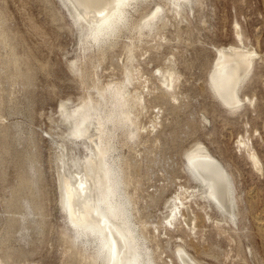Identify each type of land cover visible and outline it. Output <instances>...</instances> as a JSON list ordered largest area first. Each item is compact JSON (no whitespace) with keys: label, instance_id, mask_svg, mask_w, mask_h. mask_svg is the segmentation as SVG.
I'll return each mask as SVG.
<instances>
[{"label":"rangeland","instance_id":"rangeland-1","mask_svg":"<svg viewBox=\"0 0 264 264\" xmlns=\"http://www.w3.org/2000/svg\"><path fill=\"white\" fill-rule=\"evenodd\" d=\"M192 2L179 16L165 7L161 23L149 36L124 33L104 52L108 60L103 53L77 61V37L57 0H0V264H81L82 256L66 246L61 233L57 173L62 158L71 163L83 156L85 145L96 146L99 130L94 120L87 137L77 139L70 116L89 103L108 113V95L127 74L136 83L128 87V93L135 91L128 95L133 123L107 130L113 132L111 146L122 172L126 170V193L137 194L130 198L138 203H132V219L141 237H148L145 243L152 258L158 256L154 264H264V1ZM156 3L164 4L150 0L138 7L133 19L148 14ZM231 45L256 52L238 111L222 105L208 78L216 52ZM166 74L175 79L171 89V75ZM244 140L258 156L260 170L240 145ZM196 147H205L234 183L235 222L215 210L214 206L224 210L219 200H211L213 206L201 199L208 180L200 187L188 177L187 160ZM200 166L194 171L214 174L213 167ZM177 200H184V205L169 225ZM83 263L87 264L85 258Z\"/></svg>","mask_w":264,"mask_h":264},{"label":"bare ground","instance_id":"bare-ground-1","mask_svg":"<svg viewBox=\"0 0 264 264\" xmlns=\"http://www.w3.org/2000/svg\"><path fill=\"white\" fill-rule=\"evenodd\" d=\"M149 1L150 0H59V2L57 1L59 6L61 7V9L67 15V17L70 21L71 27L74 31V34L77 37L76 51L78 53L77 54L78 57L76 60L78 61V59H91L95 55H99V54L103 55V53L106 50H108L110 47L113 48L112 46L116 43L117 39L120 38L121 36H123L124 33H129V34L134 33L137 35L138 38H140L144 35L149 36L154 31L157 24L163 19L162 16H163V12L165 10V7H168V9H170L173 12V14L179 16L182 12H184V10L186 8L190 7L193 3L192 2L193 0H160L162 3H164L163 5L160 3L154 4L153 9L148 14L144 15L143 17H140L137 21L134 20L133 19L134 12H136V10L138 9V7L140 5L145 4L146 2H149ZM55 10H56V8H55ZM167 13H168V11H167ZM56 14H57V12H56ZM225 15H226V13H225ZM166 23H168V22H166ZM238 40L241 41L240 36L238 37ZM119 50H121V49H119ZM109 54H111V53H109ZM125 54H126V52H125ZM129 54H130V51H129ZM136 54H137V52H136ZM104 55H105V53H104ZM255 55H256V52L253 48L248 47V46L245 47L243 45H240V46L231 45L229 47H222L216 52V58L213 62L214 64H213V66L209 72V76H208L209 87L211 89V92L214 94V96L222 103V105L225 108H227L230 111H234V110L236 111L242 103L240 91H241V88L243 87V85L248 80V75L250 74L251 70L253 69V66L255 64V61H254ZM105 56L107 57V55H105ZM102 58H105V57H102ZM108 59L109 58L107 57V60ZM111 59H112V57H111ZM130 59H131V57H130ZM99 61H103V60H99ZM126 62H128V61H126ZM72 64L75 66L74 62H72ZM101 64L103 65L104 63H101ZM74 66H72V67H74ZM128 71H130V70H128ZM90 73H92V72H90ZM124 73L126 74V72H124ZM178 74H180V73H178ZM166 75L169 76L171 74H169V75L166 74ZM131 78H130L129 74L125 75V79L123 80V82L121 84H118L119 86H116L113 89V91L110 92V95H108L109 96V102H110V97L112 98V102H110L111 105L107 111L108 113H103V112H100L99 110H96V108H94L95 106H93V105H92V107L95 110L92 109L89 106L91 103H89V105L88 104L80 105V107H78L77 109H75L71 112L72 113L71 116L69 115L71 117V119L73 120V121L70 120L73 122V125H72L73 127H72L71 131L73 130L72 135L75 136V138H77V139H81L84 137L86 138L87 134H88L87 133V130L89 128L88 126L90 124H91L90 126H92V123H94L93 122L94 120L95 121L97 120L96 122L98 125L97 124L96 125H97V128L99 130L98 141L96 142L97 143L96 146L89 145V144L85 145L83 156L81 158L77 157L78 159H74L73 161L71 160V163L70 162L68 163L66 161V159L62 158L60 160L59 170L57 173V175H58V179H57L58 186L57 187L59 190L58 205H59V210H60V214L62 217V221L64 224L62 226L61 233H62V236H64V238L66 239V242H68V244L66 246L69 245L70 248L72 249V251L74 250V253L76 251L79 252L80 255L82 256V260H83V258H85L87 264H154L153 258L158 257L155 255V257L152 258L151 250L147 247V245L145 243V240L148 239V237L145 240H144V238L141 237V234L138 233V230L136 228V225H135L136 223H134V221L132 219V217L134 215L133 214L134 209H132V208L134 206L138 205V203L136 202L137 204L135 205L134 204L135 202L134 203L132 202L134 204V206H133L131 203L132 200H130V198L133 199L134 197H131V196H134L137 194L129 196L127 194L128 192L126 193V190H127L125 188V185H127V183H126L127 180H125L126 179L125 178L126 177L125 176L126 170L124 171V173L122 172L121 161L119 160L118 156L116 155L117 150L114 146H111L110 141H112L111 139H112V133L113 132L110 134L107 130L108 127H112L113 130H116L119 128H121V129L126 128V127L130 126L131 123H133L131 121V118H132L131 117L132 116L131 110L129 109V104H130L129 101H130V98H132L130 96H131L133 91L131 92V94H130V92L128 93V87H130L129 85H131V83L133 82ZM168 81H169L168 87H169V89H171L173 83L175 82V79H173V76L171 75L170 78L168 79ZM134 84H136V83H134ZM131 86H133V84ZM160 86H162V85H160ZM165 86H166V83H165ZM175 90H176V88H175ZM164 91H165V89H164ZM134 92H133V94H134ZM129 94H130V96H128ZM140 94H141V92H140ZM104 99H105V96H104ZM87 102H89V101H87ZM141 102H143V101H141ZM134 103H135V101H134ZM61 108H62V106H61ZM135 125H136V123H135ZM128 133H130V132H128ZM133 133L134 132H131L127 136H129L131 139L135 138V135ZM137 136H138V134H137ZM140 137H141V135H140ZM128 145H129V143H128ZM240 145L242 147H244L245 150L248 152V155H250L255 169L260 170L261 169L260 168V165H261L260 160H259L258 156L256 155V153L252 152V150L250 148L249 140L241 141ZM195 146H197V144ZM197 148L198 147L195 148V151L190 150L191 152H193V151L194 152H193V154H191V152H190V154H189L190 156L188 157V160H187L188 163L186 164L187 169L185 171H186L188 177L198 186H200V184H199L200 182L202 184V183L206 182V180H208L207 184H205V185L203 184L205 187L200 186L203 188L202 193L199 194L201 196V199H203L204 201L208 202L209 204H211L213 206H214V204L212 203L211 200H214L215 202H216V200H219L218 203H220V205L222 203V207L224 208V210L220 211L218 206L217 207L214 206L215 210L220 215L221 214L229 215L228 216L229 221L235 222V219H237V217L235 218V213H234V209H235V205H236L235 204L236 200H235V193H234V186H235L234 183L229 178L227 170H225L224 166L220 162L218 163L216 161V159L212 155H210L208 150L205 149V147H203L204 148L203 150L197 149ZM127 159H128V157H127ZM124 160H123V162H124ZM127 161H126L127 164L130 163ZM123 165L125 167L126 164L123 163ZM199 165H201L203 167L202 169L205 168L206 170L211 169L210 167H213V169H211V170H214L213 171L214 174H212V172H210L212 175V176H210L209 170L205 171L206 175L205 174L202 175L199 172V171H201V169L200 170L196 169L194 171V167L198 168L197 166H199ZM201 166H200V168H201ZM124 169H127V168H124ZM127 171H128L127 174L129 175V170H127ZM196 171H198V172H196ZM130 173L132 174V172H130ZM131 177H132V175H131ZM127 178L130 179V177H127ZM131 183H132V180H131V182L129 181V184H131ZM131 185H130V187L132 188V186H134V185H132V186ZM19 187H20V185H19ZM19 187L17 186V188H19ZM22 188H19V189H22ZM19 189H18V191H19ZM257 190L259 192V189H257ZM22 191H25V189ZM133 191H134V189H133ZM14 192H16V191H14ZM181 192H182V190H181ZM41 194H42V192H41ZM10 195H12V194H10ZM14 196H15V194H14ZM183 199H184V196H183ZM185 199H186V197H185ZM36 200H39V199H36ZM137 200H139V198ZM184 200H183V202H182V200L181 201L177 200L179 203H177V201H176L175 204L172 206V208L170 210V214L168 216V217H170L169 225L170 224L172 225L173 222L177 220V215L180 212L179 209L182 205H184ZM134 201H136V200L134 199ZM170 202H172V200ZM36 203H37V201H36ZM36 203H34V204H36ZM39 203H40V201H39ZM32 204H33V202H32ZM36 206L40 207L37 204H36ZM190 207H192V206H190ZM251 207H253V206H251ZM42 208H43V206H42ZM136 208H138V207H136ZM39 209H41V208H39ZM41 210H44V208ZM201 210H202V208H201ZM252 212H255V211H252ZM257 213L258 212L254 213V214L257 215ZM144 214H146V213L144 212ZM184 214H186V213H184ZM249 214H251V213H249ZM142 215H143V213H142ZM213 215H215V214H213ZM140 216H141V213H140ZM208 217H209V215H208ZM141 218H142V216H141ZM183 218H185V217H183ZM256 218H258V220L260 219L259 216L255 217V215H254L253 219H256ZM263 218H261V220ZM201 219L202 218L200 217V220ZM208 220H209V218H208ZM143 221H144V219H143ZM43 222L45 225L47 224V223H45L46 220H44ZM144 222L146 223V221H144ZM203 222H205V221H203ZM255 223H256V221H255ZM139 224L143 225V222L142 223L140 222ZM147 224L148 223H146L145 225L148 226L149 224L148 225ZM257 224H258V222H257ZM263 224H264V222H263ZM260 225H259V228H261ZM149 227H150V225H149ZM235 227H237V226H235ZM180 229L182 231V228H180ZM145 230L149 231L148 227ZM176 230H178V229H176ZM261 230H263V229H261ZM142 234H144L146 236L147 233H142ZM153 234H151V235H153ZM158 235H160V234H158ZM147 236H149V235H147ZM261 236H264V234H262ZM155 237L153 239H155ZM257 237H258V235H257ZM150 241H153V240H150ZM182 241L183 240L181 239V242ZM184 241H185V239H184ZM66 242H64V243H66ZM60 243H62V242H60ZM153 243H154V241H153ZM148 244H149V241H148ZM150 244H151V242H150ZM151 246H153V245H151ZM158 248H159V246H158ZM152 250H153V248H152ZM65 251H67V250H65ZM179 252L180 251H178V253ZM181 252H183V251H181ZM160 254H161V250L159 252V256H160ZM71 256H73V254H71ZM81 256H78V257L80 258ZM73 257H75V256H73ZM180 258H178V259L182 262H183V260H185L184 258H181V259ZM72 259L74 260V258H72ZM186 259H188V258L186 257ZM80 260H81V258L79 259V262H80ZM82 260H81V264H82ZM159 260H161V259H159ZM75 261H77V260H75ZM170 261H172V260H169L167 262H170ZM182 262H180V263H182ZM186 262L187 261H185V263ZM190 262H193V261L191 260ZM167 264H169V263H167ZM175 264H176V262H175Z\"/></svg>","mask_w":264,"mask_h":264},{"label":"water","instance_id":"water-1","mask_svg":"<svg viewBox=\"0 0 264 264\" xmlns=\"http://www.w3.org/2000/svg\"><path fill=\"white\" fill-rule=\"evenodd\" d=\"M59 2V0H57Z\"/></svg>","mask_w":264,"mask_h":264}]
</instances>
